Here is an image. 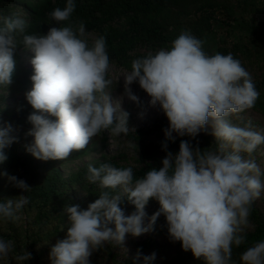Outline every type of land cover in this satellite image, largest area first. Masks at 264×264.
I'll return each mask as SVG.
<instances>
[{
  "label": "clouds",
  "instance_id": "1",
  "mask_svg": "<svg viewBox=\"0 0 264 264\" xmlns=\"http://www.w3.org/2000/svg\"><path fill=\"white\" fill-rule=\"evenodd\" d=\"M75 8V0H66L63 9H54L49 15L58 26L47 34H26L27 21L18 13L2 18L0 27V86L12 83L18 46L34 53L32 88L26 93L34 110L27 117L32 127L26 135L33 140L26 151L42 161L66 160L103 131H129V113L109 91L113 81L106 37L90 42L83 22L59 26ZM123 77L129 100L142 106L130 87L138 83L150 97L149 106H159L167 118L162 166L135 178L131 166L89 164L87 179L98 183L101 194L86 210L79 205L65 208L70 226L66 238L51 248L50 264H90L94 250L105 242L123 246L127 234L150 233L161 215L170 239L205 264H264V241L247 248L239 261L233 259V247L245 242L252 204L264 194V170L243 155L251 157L264 145V130H254L250 121L241 127L229 119L255 107L259 92L251 74L231 53L207 54L203 41L185 31L170 48L133 60L132 70ZM209 127L216 147H194L191 140ZM13 131L10 124L0 125V164L8 159L5 150L17 142ZM181 137L189 139L181 140L178 152L169 151L168 142ZM3 175L22 193L31 191L25 181ZM122 198L134 205L132 214L125 215L119 206ZM150 199L160 207L148 217ZM28 203L23 194L0 200V220L20 219ZM11 249L12 243L0 238V260ZM30 259L27 251L16 256L18 264ZM141 259L142 264H153L156 254L141 257L138 251L133 264Z\"/></svg>",
  "mask_w": 264,
  "mask_h": 264
},
{
  "label": "trees",
  "instance_id": "2",
  "mask_svg": "<svg viewBox=\"0 0 264 264\" xmlns=\"http://www.w3.org/2000/svg\"><path fill=\"white\" fill-rule=\"evenodd\" d=\"M75 4L69 21L60 22L59 26L83 22L90 42L96 36H105L110 68L130 72L133 60L170 48L174 39L185 31L202 40L209 55L231 53L251 74L259 92L255 107L241 112L248 116L246 122L234 124L243 127L250 121L254 130L264 128V0H75ZM65 6L66 0H0V27L2 18L18 13L27 21L26 34H47L51 27L58 26L49 14ZM20 51L28 50L22 45L16 49L12 83L0 86V125L10 124L12 135L17 137V142L5 150L8 159L0 164V200L23 194L29 203L19 214L20 219L0 220V238L12 243L11 251L0 264H18L16 256L24 251L31 253L26 264H50L51 248L66 238L70 226L65 208L79 205L86 210L101 194L98 183L92 184L87 179L88 165L99 168L111 162L117 167L131 166L135 178L142 177L151 167L159 168L165 156L161 145L168 121L162 112L160 120L151 126L118 135L126 147L112 155L102 154L65 175L68 163L87 156L89 148L74 150L66 160L47 161L36 159L26 151V145L33 140L26 135L32 127L27 117L34 111L26 100V93L32 88L33 70L26 68ZM8 101H13V108L7 107ZM182 139L189 138L168 142V150L178 152ZM191 143L201 149L216 147L215 138L204 132ZM5 172L25 181L32 187L31 191L22 193L15 188L3 175ZM108 191L117 194L119 189ZM129 205L122 198L119 206L125 214L133 213L135 207ZM159 207L157 201L150 199L145 211L152 216ZM244 230L245 242L233 247L236 261L247 248L264 241V198L253 202ZM151 233L144 240L131 242V253L125 257L115 251L113 242H105L94 250L90 264H133L138 251L141 257L155 253L153 264H205L191 251H184L180 242L170 239L163 215Z\"/></svg>",
  "mask_w": 264,
  "mask_h": 264
},
{
  "label": "rangeland",
  "instance_id": "3",
  "mask_svg": "<svg viewBox=\"0 0 264 264\" xmlns=\"http://www.w3.org/2000/svg\"><path fill=\"white\" fill-rule=\"evenodd\" d=\"M20 56L22 62L28 69H32V65L30 63L31 59L34 57V53L31 51H20ZM128 72L121 70L110 68L109 69V78L113 81L109 91L111 92V97L114 101L119 100L121 101V107L124 111L129 113L128 119V128L130 131H136L139 129H143L146 127L151 126L157 120H160L162 116V111L160 110L159 106L153 108L149 106L150 97L144 92L138 85V83H133L130 87L135 95H137L142 102V106H138L135 102L129 100L127 96L124 95L125 90V81L124 75ZM7 107L13 108L14 103L13 101H8L6 103ZM248 116L243 115L241 113L232 114L229 119L234 124L236 122H246ZM258 131L264 130V128H258ZM207 134L211 133V128L209 127ZM89 148V154L82 158L81 160L74 161L68 163V167L64 169V174L67 175L68 172L75 170L76 168L80 167L85 163H89L97 158H99L102 154L112 155L115 154L121 148L126 147L123 143V139H121L118 135L112 134L111 131H103L100 135L94 137L90 140L89 144L86 146ZM245 158H252L255 159L256 163L264 170V145H260L257 150L251 154L249 157L247 154ZM260 198H264V194L261 195ZM132 205V204H131ZM129 205L128 207H130ZM132 213H126L125 215H130ZM151 217V216H148ZM147 223V220L145 221ZM152 233H146L139 237H133L130 234L126 235L125 242L123 246L117 245L115 242L114 248L115 251L120 255V257H125L131 253L130 244L131 242H137L146 239ZM161 240V239H159ZM142 261V259H141Z\"/></svg>",
  "mask_w": 264,
  "mask_h": 264
}]
</instances>
